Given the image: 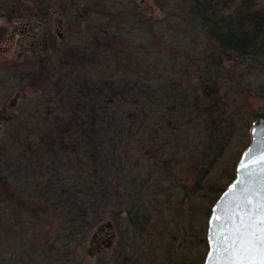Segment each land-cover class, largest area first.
I'll return each mask as SVG.
<instances>
[{"label":"trees","instance_id":"trees-1","mask_svg":"<svg viewBox=\"0 0 264 264\" xmlns=\"http://www.w3.org/2000/svg\"><path fill=\"white\" fill-rule=\"evenodd\" d=\"M166 1L174 6H185V16L196 19L198 27L206 34L210 46L201 48L198 72L205 95L183 90L182 85L171 78H160L162 75L141 84L131 75L126 77L112 71L111 68L118 71L113 57L104 58L107 65L84 77L71 70L63 74L59 68L58 72L52 71L47 58L39 56L22 63L0 62V103L24 88L51 93L53 100L56 99L52 114H37L31 123L22 125L20 133L14 132L15 152L9 149L7 142L0 141V222L15 230L25 226L27 231H32L30 225L35 220L47 211L54 212L58 226L47 240L44 254L57 261L58 254L64 258L71 245L84 242L104 221L107 209L113 210L118 203L124 210L112 216V223L119 234L122 251L127 252L124 247L133 235L141 237L146 232L149 214L144 208L142 192L158 168L149 166L136 173L127 171L122 149L131 131L127 129L130 122L129 126L136 128L147 123L151 115L158 118L162 113L168 131L206 134L205 143L201 139L200 145L203 151L210 147L212 157L209 155L210 165L201 168L197 175L196 192L202 190L203 179L237 134L235 116L229 113L228 99L221 97L218 80L224 70V57L264 62V0H260L261 3L240 0L235 5L233 0ZM110 2L105 0V4ZM36 4L40 12H45L56 2L39 0ZM93 10L82 11L87 19L106 21V10L101 9V5ZM68 17L79 18L71 13ZM138 19L130 23L133 39L144 30ZM109 29L105 27L104 37L109 36ZM4 34V29L0 28V42ZM47 42L56 50L51 36ZM103 46L109 47L105 43ZM197 46L200 49L201 45ZM109 49L112 50L111 46ZM97 53L104 55L105 51L93 50L91 62L100 57ZM79 54L87 53L77 51L74 57L78 58ZM248 91H253L251 86ZM255 92L264 97V85ZM225 187L219 189L212 204ZM206 213L209 216L210 209ZM31 240L34 239L30 232L26 237L22 235L11 252L13 263H57L43 257L40 245L36 246ZM5 260L0 256V264H8ZM202 261L203 255L193 264H202Z\"/></svg>","mask_w":264,"mask_h":264},{"label":"rangeland","instance_id":"rangeland-1","mask_svg":"<svg viewBox=\"0 0 264 264\" xmlns=\"http://www.w3.org/2000/svg\"><path fill=\"white\" fill-rule=\"evenodd\" d=\"M38 1L0 0V28L5 31L0 42V62L22 63L39 56L47 58L52 71L60 70L63 74L71 70L84 77L93 75L113 57L119 72L111 68L112 71L126 77L131 75L141 84H148L162 75L160 78H171L182 85L183 90L200 96L206 94L198 72L201 48L210 45L198 21L185 16V6H174L166 0H111L107 4L105 0H51L56 5L40 12ZM233 2L235 5L240 0ZM100 5L106 10V21L87 19L82 10L86 8L92 12ZM68 13L79 18H70ZM137 17L144 30L133 39L130 23ZM106 26L112 36L108 33L109 36L104 37ZM49 36L57 45L56 50L47 42ZM103 43L109 47L106 49ZM197 44L201 45L200 49ZM93 50L105 51V54L97 53L100 57L91 62ZM77 51L87 54H79L76 58ZM223 60L224 70L218 86H221V97L228 99L229 113L235 116L237 134L203 179L199 193L196 192L197 175L201 168L210 165L212 157L210 147L203 151L200 145L201 139L205 143L206 134L168 131L162 113L158 118L151 115L147 123L136 128L129 126L130 122L127 129L131 131L122 149L127 171L136 173L149 166L158 169L142 192L144 208L149 214L146 232L141 237L132 234V240L124 247L127 254L120 248L119 234L112 223V216L124 210L118 203L113 210L107 209L104 221L84 242L71 245L64 258L58 254V261L44 254L47 240L58 226L54 212L47 211L35 220L30 225L32 231H27L25 226L15 230L0 222V256L6 259L4 262L15 264L10 259L11 252L28 232L34 239L31 243L40 245L43 257L57 261L53 264H193L202 255L204 258L207 247L202 239L205 241L209 217L206 211L211 210L219 189L231 181L238 155L248 144L252 122L257 116H264V97L255 92L264 85V62L230 60L229 57ZM58 63L61 66H57ZM249 86L253 91H248ZM55 100L51 93L43 94L33 88L13 93L0 103V141L7 142L9 149L15 152L14 132L20 133L22 125L31 123L37 114H52ZM105 242L108 247H104Z\"/></svg>","mask_w":264,"mask_h":264},{"label":"water","instance_id":"water-1","mask_svg":"<svg viewBox=\"0 0 264 264\" xmlns=\"http://www.w3.org/2000/svg\"><path fill=\"white\" fill-rule=\"evenodd\" d=\"M248 144L241 151L232 180L211 207L205 233L206 253L202 264H260L259 250L243 254L232 248H217L210 239L215 230L224 239L241 220L255 223L264 219V116H257L248 130ZM105 247H108L106 245ZM242 256L246 259L242 260Z\"/></svg>","mask_w":264,"mask_h":264},{"label":"snow or ice","instance_id":"snow-or-ice-1","mask_svg":"<svg viewBox=\"0 0 264 264\" xmlns=\"http://www.w3.org/2000/svg\"><path fill=\"white\" fill-rule=\"evenodd\" d=\"M234 227L230 233L225 234L224 239H219L215 235L210 237L217 248L223 247L225 250L232 248L243 254H250L253 250H259L264 257V219L255 223H249L241 220L238 225L235 224V216L232 217ZM246 256H242V260ZM260 264H264V259H261Z\"/></svg>","mask_w":264,"mask_h":264},{"label":"flooded vegetation","instance_id":"flooded-vegetation-1","mask_svg":"<svg viewBox=\"0 0 264 264\" xmlns=\"http://www.w3.org/2000/svg\"><path fill=\"white\" fill-rule=\"evenodd\" d=\"M107 244H106V242L104 243V247L106 246Z\"/></svg>","mask_w":264,"mask_h":264}]
</instances>
